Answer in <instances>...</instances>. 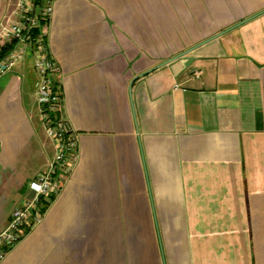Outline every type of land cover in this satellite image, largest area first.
Returning a JSON list of instances; mask_svg holds the SVG:
<instances>
[{"label": "crops", "instance_id": "0c3cea01", "mask_svg": "<svg viewBox=\"0 0 264 264\" xmlns=\"http://www.w3.org/2000/svg\"><path fill=\"white\" fill-rule=\"evenodd\" d=\"M46 31L79 156L0 264H264V0H53ZM34 62L0 77V232L56 152Z\"/></svg>", "mask_w": 264, "mask_h": 264}, {"label": "built area", "instance_id": "2783aa9c", "mask_svg": "<svg viewBox=\"0 0 264 264\" xmlns=\"http://www.w3.org/2000/svg\"><path fill=\"white\" fill-rule=\"evenodd\" d=\"M9 8L0 23V77L29 52L33 54L40 114L56 152L48 167L31 182L33 196L13 211L8 225L0 232V259L42 221L49 203L62 189L63 177L72 172L79 156L75 134L62 118L55 116L61 102L54 78L58 65L50 55L46 31L53 0H12Z\"/></svg>", "mask_w": 264, "mask_h": 264}, {"label": "water", "instance_id": "95a60500", "mask_svg": "<svg viewBox=\"0 0 264 264\" xmlns=\"http://www.w3.org/2000/svg\"><path fill=\"white\" fill-rule=\"evenodd\" d=\"M179 56H180V55H179ZM179 56H177V57H179ZM187 61H188V62H186V64H185L186 67L190 66V63L192 62V58H187ZM169 62H170V61H169Z\"/></svg>", "mask_w": 264, "mask_h": 264}, {"label": "trees", "instance_id": "16d2710c", "mask_svg": "<svg viewBox=\"0 0 264 264\" xmlns=\"http://www.w3.org/2000/svg\"><path fill=\"white\" fill-rule=\"evenodd\" d=\"M39 31H40L39 29H38V30H36V34H37V32H39ZM55 116L59 118V117H60V115H59V112H58V113H56V114H55Z\"/></svg>", "mask_w": 264, "mask_h": 264}, {"label": "rangeland", "instance_id": "374dc122", "mask_svg": "<svg viewBox=\"0 0 264 264\" xmlns=\"http://www.w3.org/2000/svg\"><path fill=\"white\" fill-rule=\"evenodd\" d=\"M29 54H31V53L29 52Z\"/></svg>", "mask_w": 264, "mask_h": 264}]
</instances>
